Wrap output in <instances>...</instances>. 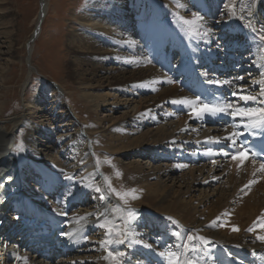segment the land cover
Segmentation results:
<instances>
[{"label": "bare ground", "instance_id": "obj_1", "mask_svg": "<svg viewBox=\"0 0 264 264\" xmlns=\"http://www.w3.org/2000/svg\"><path fill=\"white\" fill-rule=\"evenodd\" d=\"M162 5L160 14L149 0H90L73 18L79 31L77 46L81 42L77 50L94 54L93 61L75 57L73 62L78 89L71 95L84 102V117L64 105L65 95L58 84L48 82L52 97L47 106L41 93L33 101L25 99L19 115L0 120V264H116L108 257L111 250L126 253L118 258L121 264H165L157 253L186 241L188 235L209 241L207 245L197 241L201 251L188 253L196 264H254L253 254L264 252V243L256 239L264 236V169L245 155L231 158L229 116L198 118L202 105L194 110L172 103L183 98L195 101L205 94L202 97L214 104L221 101L216 92L230 94L236 84L244 85L253 95L259 92L264 82V40L260 39L264 35V0H163ZM46 12L44 0L34 30L41 27ZM168 12L185 24L181 31L174 29L178 35L163 36L170 39L169 48L173 52L193 49L186 50L191 56H184L183 68L178 70L187 92L170 78L167 69L163 72L152 64L160 65L164 40L159 45L152 42L148 48L153 39L150 25L157 29L161 16ZM3 15L0 12V20ZM34 30L25 45L29 56L39 34L37 31L34 36ZM92 39H104L107 49L86 47ZM173 40L176 42L171 43ZM235 42L247 57L242 54L225 62L233 54ZM212 43L217 47L207 49ZM143 47L148 56L142 54ZM128 52L133 53L129 61ZM8 53L0 46L1 55ZM204 60L215 62L214 70L224 71L226 77L221 81H233L236 76L244 79L231 86L210 85L208 79H220L203 69L198 70L200 75L192 72L193 62L202 68ZM238 60L235 70L228 71ZM34 71L31 68L28 76ZM100 73L109 75L105 77L108 81L112 76L111 83L94 87ZM188 83L199 86L197 95L191 93ZM104 89L107 92L103 93ZM117 94L138 98L120 101ZM236 100L231 96V101ZM170 106L173 112L166 110ZM117 111L121 115L114 119ZM18 127L24 134L19 148L23 157L12 162L11 152L19 138L13 130ZM38 137L50 140L42 145ZM65 175L74 176V181L66 180ZM108 180L115 192L135 190L137 198L129 195L118 202L136 212L138 238L155 251L142 245L102 246L105 232L96 225L105 219L109 226L113 220L117 225L123 222ZM97 187L102 193L94 191ZM68 191L73 195L64 199ZM100 194L106 199L101 201ZM34 223L44 224L40 234L50 241L35 236ZM67 226L66 237L73 234L69 243L59 233ZM233 227L239 231H232ZM249 228L253 231H247ZM173 232H181V239ZM42 247L48 248L49 257L41 255ZM60 247L61 253L71 252L73 257L56 260L55 251ZM32 249L37 252L33 256L29 255Z\"/></svg>", "mask_w": 264, "mask_h": 264}, {"label": "rangeland", "instance_id": "obj_2", "mask_svg": "<svg viewBox=\"0 0 264 264\" xmlns=\"http://www.w3.org/2000/svg\"><path fill=\"white\" fill-rule=\"evenodd\" d=\"M1 1L4 4H0V8H1L0 12L4 13V15L3 18L0 20V46L2 47V52L5 53L8 50L9 53L2 55L0 54V114H1L0 117L2 116L0 120L5 121L11 117L19 115L21 113L23 101L25 99L27 101L28 100L33 101L34 98H36V96L38 94L40 95L41 93L43 98L45 99L44 104H46L47 106V104L50 103L48 102L49 97H52V93L50 90L51 88L48 86V82L58 84V86L62 88L61 90L65 95L66 102L64 105L66 107H74V111L78 114V117L79 118L84 117L83 114L84 102L78 96L71 95V93L72 94L76 93L78 89L77 86L78 80L76 79L77 76L75 72V65L73 64V62L75 57H80L85 60L93 61L94 54L81 53L80 50H77L78 47L81 46V42L80 45L77 46L76 43L79 42L78 41L79 31H77V26L73 18L76 17V15H78L80 10L90 0H46L47 12L39 29L38 37L33 44L30 56L26 52L25 45L27 43L28 37L34 30L36 17L39 12L40 0H0V3ZM41 1L42 3H44V0ZM149 1L151 2L154 9H156V11L161 14L160 10L164 9L162 5L163 0H149ZM222 9L219 10L220 14L222 13ZM167 14L165 16H161L160 22L158 24L159 28L157 27L156 29L155 27L150 25L149 30L152 31L150 38L153 37V39L150 40L151 43H149L148 46L149 49L152 42H154L156 45H159L165 34L166 36L168 35L172 36L174 34L178 35L179 31H176L174 29L180 31L184 29L185 24L183 22L181 23L180 20H174L170 12H168ZM202 27L204 28V25ZM217 31L218 29L215 30V32L219 33ZM212 37H214V33L212 34ZM236 39L238 43L241 42L240 38H235V40ZM169 40H170L169 38L165 39L164 43L162 44L163 45L161 51L162 55L158 56V58L161 59L160 65H158V62L157 63L152 62V64L160 68L163 72L165 71V69H167L166 72L170 76V78L173 79V81L179 86V88L182 89V91L187 92L184 79H182V77L179 74L183 68V65L181 63L184 62L182 60L184 56L185 55L186 56L188 55L189 57L191 56L190 53L187 52L186 50L190 49L193 51V49L191 47H187V48L180 47L181 48L180 50L173 52L169 48L170 45ZM107 41H109V39ZM174 42L176 41L173 40L171 43ZM155 44L153 45L154 49H155ZM107 46L108 45L104 39L103 40L92 39L88 43H86V47H90V48L96 47L97 49H101L102 52L103 50L107 49ZM237 46L238 45L236 44V42L233 43V47H234V49L232 50L233 54L229 55L225 62H227L229 58H237L242 54L244 57H247L246 53H244L243 50L237 48ZM216 47L217 46L212 43L209 46H207V49L208 48L214 49ZM143 49L144 50H142V54L148 56L149 53L147 51V48L145 49V47H143ZM234 52H238L237 56H234ZM226 54L227 52H224V55L222 56L224 57L226 56ZM102 55L104 54H101L99 58ZM132 55L133 53L128 52L126 56V60L129 61L130 60L129 58H131ZM219 55L221 56V53ZM215 58L219 59L218 57ZM156 60L157 58H155V61ZM193 63H194L192 65L193 74L200 75L198 70L203 69L207 71L208 74L213 75L214 78H218L220 80H222V78H224L225 76V74H222L224 73L223 70H219V71L214 70L215 62H211L212 65H210L211 63L209 61L204 60L205 66L202 68L198 67L195 64L196 63L195 61ZM179 66L180 67L182 66V68L180 69ZM31 68H33L35 71L33 74L28 76V72H30ZM84 68H87V66H85ZM207 68H209L210 70ZM231 68L232 66L228 68V71H231L232 73L233 70H231ZM231 73L228 75L230 76ZM106 76L109 75H107L106 73L105 74L100 73L98 77H96L95 84L93 83L94 84L93 86L103 87L110 84L111 83L110 80L113 77L112 76L108 77L109 78L108 81V79H105ZM181 81L183 83H181ZM23 84H24V88L22 87ZM160 86L164 88L167 85L161 84ZM75 90L76 92H74ZM105 92H107L106 89L103 90V93ZM129 95L125 96L123 94H117V96L120 98V99L118 98L120 101L130 100V99H132V101H137L138 97L131 95L129 96ZM216 96L218 95L216 94ZM218 98L221 101H223L222 98H220L219 96ZM172 109L173 108L171 106L169 108H166V110H169L170 112H173ZM56 111L57 110L55 109V112ZM120 115H121V111H117L116 113H113L112 117L115 119L118 118V116ZM4 124L7 129L9 127L8 123L6 122ZM13 133L17 136V138L18 137L19 138L16 144L15 151L11 152L12 156L10 157V160L12 162L15 160H19L21 159V157H23L19 148L23 143L22 140L24 137V134L19 127L13 130ZM37 139L38 142H40L42 145H44L46 141L50 140L42 137H38ZM10 144L12 145L13 142L11 141ZM98 151L99 154L102 153L100 152V150ZM113 197H114L113 200L119 206L120 215L124 217L125 212L123 210L131 208L130 205H127L126 203H121L120 201L118 202L119 199L117 198L116 195H114ZM23 216L27 218L28 215L26 211L23 212ZM36 224L33 225L35 229L33 232H35V236H39L40 232L43 230L40 229V227L42 225L44 226V224L41 225L39 224L36 225ZM67 228L69 229V226L65 227L63 231H59V233L60 235L63 234L64 237L62 236V239L63 240L65 239V241L69 243L68 239L69 237L72 238L73 234H70V236L67 238L66 237L68 233V231L66 230ZM69 232L71 233V231ZM40 235L42 240L44 239L49 240L46 238L47 236L45 235H44L45 237L42 236L43 233H41ZM58 240L60 241L61 238ZM58 245H61V243ZM36 249L37 248H35L34 250ZM60 250L61 247L58 251L57 250L55 251L56 255H54V258L56 260L57 259L59 260V258L65 260L71 259L74 255L71 252L61 253ZM29 253H30L29 255L33 256L34 255L33 253H37V252L33 251L32 249V251H29Z\"/></svg>", "mask_w": 264, "mask_h": 264}, {"label": "snow or ice", "instance_id": "obj_3", "mask_svg": "<svg viewBox=\"0 0 264 264\" xmlns=\"http://www.w3.org/2000/svg\"><path fill=\"white\" fill-rule=\"evenodd\" d=\"M197 19L201 18L197 17ZM208 34L209 33H205V35ZM260 39L264 40V35H261ZM203 75L206 76L207 74L205 73ZM262 75H264V73H262ZM243 79L244 78L241 76H236L233 78V81H239ZM233 81L208 79L207 83L222 87L225 84L230 86L233 85ZM234 87L235 90L230 93V96L237 97L236 101H220L214 104H208L207 102L201 100V98L198 96L196 97L195 101L188 98H183L181 100H173L172 103L192 106L194 110L195 107L202 105V107L199 108V112L196 113L198 118L204 115L211 117L226 115L231 117L233 121H237V118H239L237 123L231 124L233 131L230 136L227 137V139L231 140V144L234 149L233 153L231 154V158L236 160L239 156H243L245 151H247L243 141L239 139L242 133L237 131L238 128L242 127L244 132H246L248 135H254L256 132L264 133V107H253L248 103L251 101L256 105H264V82H261V87L256 95H253L252 92L242 84H236ZM239 101H243L244 103L240 104ZM237 145H239V148H237ZM257 155L258 154L256 153H252V159L255 160ZM260 167L261 169H264V163H261ZM117 176H119V173H117ZM65 179L71 182L74 181V176L65 175ZM108 187L109 190L114 192L117 198L121 201H124L129 195H131L133 199L137 198L134 195L135 190H130L129 192L121 194L119 192H115L114 189H111L110 182L108 183ZM94 191L96 193H102V190L99 187H97ZM72 195L73 193L68 191L64 194V199H68ZM98 198L101 201L106 199L103 194H100ZM123 211L126 214V218H119L123 221L120 225H117L113 220L109 226V221L107 219H105L103 223H98L96 225L103 228L105 232V240L101 241L102 246L104 244H125L128 248H131L133 245H142L145 249H151L152 251H155L151 244L138 238V233L134 228V225L137 221L136 212L132 209H124ZM80 219H86V217H81ZM172 223L175 224L176 222L172 221ZM232 231L236 232L239 231V229L238 227H233ZM247 231L251 232L253 229L249 228ZM172 235L180 240L183 234L181 232H173ZM84 239H87V236H85ZM256 239L261 243H264V236L257 235ZM197 241H199L200 245H207L209 243V241L203 236L188 235L186 241L182 240L181 243L166 247L164 250L159 251L157 255L164 260L165 264H196V262L189 257L188 253H197L201 251V248L197 246ZM125 255L126 253L120 250H111L108 252V257H111L116 262V264H121V261L118 258H122ZM108 257H105V259Z\"/></svg>", "mask_w": 264, "mask_h": 264}, {"label": "water", "instance_id": "obj_4", "mask_svg": "<svg viewBox=\"0 0 264 264\" xmlns=\"http://www.w3.org/2000/svg\"><path fill=\"white\" fill-rule=\"evenodd\" d=\"M40 6H41V0H40L39 8H40ZM39 29H40V26H39V25H38L37 27H35V30H34V36H36L37 31H39ZM257 252H260V251H256L255 253H257ZM261 252H263V251H261ZM263 253H264V252H263Z\"/></svg>", "mask_w": 264, "mask_h": 264}]
</instances>
